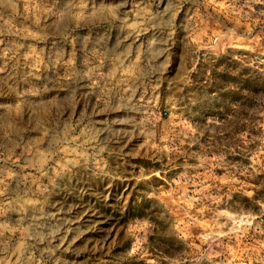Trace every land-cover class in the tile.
I'll use <instances>...</instances> for the list:
<instances>
[{
	"label": "rangeland",
	"instance_id": "obj_1",
	"mask_svg": "<svg viewBox=\"0 0 264 264\" xmlns=\"http://www.w3.org/2000/svg\"><path fill=\"white\" fill-rule=\"evenodd\" d=\"M257 76L264 0H0V264H264Z\"/></svg>",
	"mask_w": 264,
	"mask_h": 264
},
{
	"label": "trees",
	"instance_id": "obj_2",
	"mask_svg": "<svg viewBox=\"0 0 264 264\" xmlns=\"http://www.w3.org/2000/svg\"><path fill=\"white\" fill-rule=\"evenodd\" d=\"M254 83L255 86L253 92L257 95L259 94L260 96L264 97V77L257 76L255 78ZM263 124H264V103L257 104L255 109L254 124L252 127V131L256 138L255 139L256 143H258L259 137L264 138Z\"/></svg>",
	"mask_w": 264,
	"mask_h": 264
}]
</instances>
